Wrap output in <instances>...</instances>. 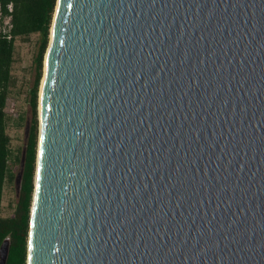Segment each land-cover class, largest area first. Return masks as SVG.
I'll use <instances>...</instances> for the list:
<instances>
[{
	"label": "water",
	"instance_id": "water-1",
	"mask_svg": "<svg viewBox=\"0 0 264 264\" xmlns=\"http://www.w3.org/2000/svg\"><path fill=\"white\" fill-rule=\"evenodd\" d=\"M44 66L27 264H264V0H57Z\"/></svg>",
	"mask_w": 264,
	"mask_h": 264
},
{
	"label": "trees",
	"instance_id": "trees-1",
	"mask_svg": "<svg viewBox=\"0 0 264 264\" xmlns=\"http://www.w3.org/2000/svg\"><path fill=\"white\" fill-rule=\"evenodd\" d=\"M57 0H0V247L9 238L10 253L7 264H27L30 217L35 191V177L39 144V93L44 73L51 27ZM8 22L5 28L6 22ZM39 35V50L35 59V77L29 95V112L16 113L12 106L17 85L14 74L16 42ZM13 115L15 117H13ZM24 128L29 122V141L18 200L13 212L4 215L6 188L15 191V177L19 169L23 146H12L9 125Z\"/></svg>",
	"mask_w": 264,
	"mask_h": 264
},
{
	"label": "rangeland",
	"instance_id": "rangeland-1",
	"mask_svg": "<svg viewBox=\"0 0 264 264\" xmlns=\"http://www.w3.org/2000/svg\"><path fill=\"white\" fill-rule=\"evenodd\" d=\"M9 21L6 22L5 28ZM1 31V26H0ZM39 50V35L34 34L28 40L21 39L16 42V63L14 65V74L17 77V85L13 94L12 106L15 112H29V95L31 86L35 77V59ZM44 76V73H43ZM41 87V86H40ZM40 105V99H39ZM13 117H15L13 115ZM27 125V123H26ZM17 128L15 122L9 125V133L12 137V146L24 145L25 128ZM40 128V120H39ZM40 134V130H39ZM14 199L17 200L16 193L10 188H6L4 195V215L8 216L13 212Z\"/></svg>",
	"mask_w": 264,
	"mask_h": 264
},
{
	"label": "bare ground",
	"instance_id": "bare-ground-1",
	"mask_svg": "<svg viewBox=\"0 0 264 264\" xmlns=\"http://www.w3.org/2000/svg\"><path fill=\"white\" fill-rule=\"evenodd\" d=\"M44 62H45V60H44ZM45 67V66H44ZM44 71H45V69H44ZM45 77V76H44ZM43 84V83H42ZM39 115H40V105H39ZM39 120H40V116H39Z\"/></svg>",
	"mask_w": 264,
	"mask_h": 264
}]
</instances>
